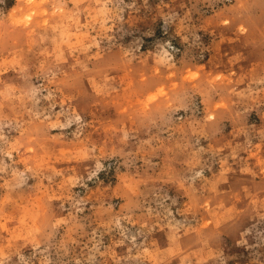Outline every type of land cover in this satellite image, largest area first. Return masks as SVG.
Returning a JSON list of instances; mask_svg holds the SVG:
<instances>
[{"label":"clouds","instance_id":"9594fccd","mask_svg":"<svg viewBox=\"0 0 264 264\" xmlns=\"http://www.w3.org/2000/svg\"><path fill=\"white\" fill-rule=\"evenodd\" d=\"M0 264H264V0H0Z\"/></svg>","mask_w":264,"mask_h":264},{"label":"rangeland","instance_id":"374dc122","mask_svg":"<svg viewBox=\"0 0 264 264\" xmlns=\"http://www.w3.org/2000/svg\"><path fill=\"white\" fill-rule=\"evenodd\" d=\"M172 87H175V85H172Z\"/></svg>","mask_w":264,"mask_h":264}]
</instances>
